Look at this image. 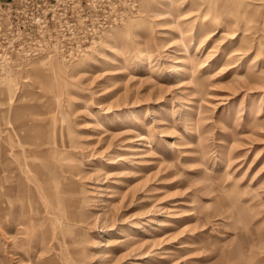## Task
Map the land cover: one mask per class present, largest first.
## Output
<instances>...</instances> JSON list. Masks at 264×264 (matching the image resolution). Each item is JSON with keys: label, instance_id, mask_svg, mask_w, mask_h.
Returning <instances> with one entry per match:
<instances>
[{"label": "rangeland", "instance_id": "obj_1", "mask_svg": "<svg viewBox=\"0 0 264 264\" xmlns=\"http://www.w3.org/2000/svg\"><path fill=\"white\" fill-rule=\"evenodd\" d=\"M96 2L76 58L0 63V137L57 188L30 175L9 264H264V80H231L264 67V0Z\"/></svg>", "mask_w": 264, "mask_h": 264}, {"label": "built area", "instance_id": "obj_2", "mask_svg": "<svg viewBox=\"0 0 264 264\" xmlns=\"http://www.w3.org/2000/svg\"><path fill=\"white\" fill-rule=\"evenodd\" d=\"M86 2L0 0V63H21L43 54L76 58L102 33L93 16L99 11L96 0Z\"/></svg>", "mask_w": 264, "mask_h": 264}, {"label": "bare ground", "instance_id": "obj_3", "mask_svg": "<svg viewBox=\"0 0 264 264\" xmlns=\"http://www.w3.org/2000/svg\"><path fill=\"white\" fill-rule=\"evenodd\" d=\"M211 9H212V7H210V10ZM204 13H205V11H204ZM235 66H232V67H235ZM252 67H253L252 65L248 66L247 70H245L244 72H239L238 70H236V72L232 76L231 80L236 81L239 79H243L247 82H249V81H251V82L263 81L264 80V67H262L260 69L259 73H256V72L253 73ZM182 69H184V68H182ZM218 72H220V71H218ZM192 76L193 75H191V77ZM207 80L208 79L206 78V76L197 75V77H194L193 81H195L197 83V87L195 90L197 92L198 91L205 92L207 85H208ZM56 119H57V117H56ZM253 122L256 125H264V119L263 120L255 119ZM18 132L16 131L17 137L15 136L16 138L13 140L10 138H6V137H0V206H1L0 207V214H1V217L3 219H5V224L3 226V229L5 231V235H10L7 238V240H3L1 242L0 247H2V254H0V264H9V262L12 261L11 257L16 258L17 255L19 254L18 250H11L10 249V243L9 242H10V240H14V242H17V239H16L17 235L13 233V230L17 229L18 225H20L22 223L23 224L27 223V222H22L21 218H22V216H25L27 213V206H26L27 201H26V199H27V196H29V193L31 194V198H33L35 201L34 210H36L40 214H42L44 211V209L40 205L39 197L35 193V189L33 187V184L31 183L30 175L32 176L34 174L36 176L37 180H35V181H38L40 183L46 199L51 201L52 204H54V202H56V199H57V193H56L57 188L53 185L52 182L49 181V177H48L47 173L45 172V170H43L38 163H31L27 159L21 158L22 153L28 152L27 149L23 148L20 151L15 149V147L18 145H21L22 147H24L23 145H26L28 143H34L37 145V144L43 143V142H41L37 139H30V140L27 139L26 140L25 138H23L21 136L19 137L20 132L19 133ZM41 139H43V138H41ZM58 146L64 147L65 144L61 143V144H58ZM29 152H31L32 155L33 154L38 155V156L45 155V151H39V152L38 151H29ZM62 167H63V170L65 172L69 171L68 169H66L64 167V165H62ZM57 191H59V190H57ZM43 218H45V217H43Z\"/></svg>", "mask_w": 264, "mask_h": 264}]
</instances>
